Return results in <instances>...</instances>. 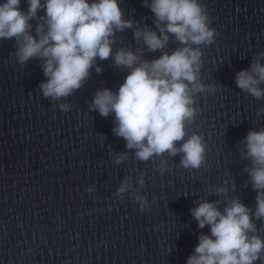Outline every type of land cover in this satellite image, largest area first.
I'll return each mask as SVG.
<instances>
[{
    "label": "water",
    "instance_id": "water-1",
    "mask_svg": "<svg viewBox=\"0 0 264 264\" xmlns=\"http://www.w3.org/2000/svg\"><path fill=\"white\" fill-rule=\"evenodd\" d=\"M201 2L215 39L194 46L203 54L197 83L216 91L193 93L197 114L187 133L206 145L198 170L181 165L182 153L139 160L114 133L115 113L103 117L90 107L97 92H117L125 82L130 70L114 59H97L101 72L94 66L80 89L53 100L40 89L42 61L21 65L16 40H0V264H187L200 235L210 234L191 215L200 202L223 210L238 197L254 214L252 161L242 141L264 129V99L240 89L236 77L264 53V0ZM121 7L136 27L116 33L114 52L152 61L184 46L171 36L162 51L148 50L134 32L159 33L154 14L144 0H121ZM21 8L27 11V0ZM43 16L31 21L34 36ZM138 196L147 197V210ZM254 223L264 236V219Z\"/></svg>",
    "mask_w": 264,
    "mask_h": 264
},
{
    "label": "clouds",
    "instance_id": "clouds-1",
    "mask_svg": "<svg viewBox=\"0 0 264 264\" xmlns=\"http://www.w3.org/2000/svg\"><path fill=\"white\" fill-rule=\"evenodd\" d=\"M21 4L22 0H0V40H16L21 65L31 59L42 61L47 78L40 84L44 97L56 100L70 96L83 86L94 66L98 73L102 71L95 65L97 59L112 58L117 67L130 71L117 92H97L90 107L103 117L115 113L114 133L126 140L128 149L136 150L139 160L182 153L185 169L198 170L205 165L203 137H189L187 133L188 122L197 114L193 93L216 91L215 86L197 83L203 54L194 46L211 45L215 39L201 0H144V6L154 14L159 33L136 28L135 38L153 52L165 49L171 36L184 45L152 61H144L126 49L114 52L116 33L136 27L134 20L125 18L121 0H27V11ZM41 11L43 23L37 25L34 36L31 21ZM262 61L264 53L254 57L250 70L240 71L236 77L238 87L257 99H264V88L260 87L264 84ZM61 107L67 110L68 106ZM178 142L182 143L177 146ZM242 143L244 155L252 161L246 171L257 192L255 212L238 197L228 201L223 210L220 202H200L191 215L200 229L210 226V234L200 235L187 264L264 262V236L259 235L254 223L264 219V129L250 131ZM128 188L125 182L119 193ZM217 191L224 193L227 189ZM137 200L142 211L148 209L147 197L138 196Z\"/></svg>",
    "mask_w": 264,
    "mask_h": 264
}]
</instances>
